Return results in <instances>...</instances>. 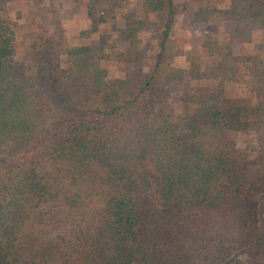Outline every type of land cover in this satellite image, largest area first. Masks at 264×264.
<instances>
[{
    "label": "trees",
    "instance_id": "obj_1",
    "mask_svg": "<svg viewBox=\"0 0 264 264\" xmlns=\"http://www.w3.org/2000/svg\"><path fill=\"white\" fill-rule=\"evenodd\" d=\"M193 1L191 23L226 29L191 77L208 89L165 116L170 84L190 92L167 59L176 0H85L113 39L66 48L64 66L37 47L16 59L0 13V264H222L261 241L264 149L232 135L264 125V60L233 48L264 32V0Z\"/></svg>",
    "mask_w": 264,
    "mask_h": 264
},
{
    "label": "rangeland",
    "instance_id": "obj_2",
    "mask_svg": "<svg viewBox=\"0 0 264 264\" xmlns=\"http://www.w3.org/2000/svg\"><path fill=\"white\" fill-rule=\"evenodd\" d=\"M84 4L85 0H0V13H4L11 21L16 35L13 42L16 59L23 60L27 65L29 53L33 48L37 50V47L48 51L51 57L57 58L59 64L64 66L66 63L64 51L72 45L104 43L107 46L113 39L114 29L99 24L92 26ZM176 5L175 24L168 44L167 59L169 66L173 67L172 72L176 70L179 76L187 81L186 86L190 92L185 96L181 94V87L170 84L173 96L159 105L158 113L162 116L169 114L173 109H181L185 106V99L192 96L191 90L199 89L202 92L208 89L201 88L198 80L194 83L191 77L206 62L208 42L217 39L219 31L226 29V23H191L193 0H176ZM128 7L131 8L130 5ZM119 25L118 21V28ZM263 36L264 32L253 34L252 38L247 36L244 43L234 46L233 49L236 53H243L244 56L256 55L257 59L262 61L264 60ZM157 37L158 31L154 26L141 33V48L145 52L144 71L151 67ZM105 64L110 77H120L127 73V68L119 63L111 64L106 61ZM164 71L163 74H167ZM261 72H264V67ZM239 73L247 75L243 69ZM167 75L169 79V71ZM211 84L209 82V85ZM235 88L238 91L236 86ZM232 138L249 157H254L264 149V125L246 133L234 134ZM258 214L261 241L254 248L235 252L222 264H264V194L258 197Z\"/></svg>",
    "mask_w": 264,
    "mask_h": 264
}]
</instances>
